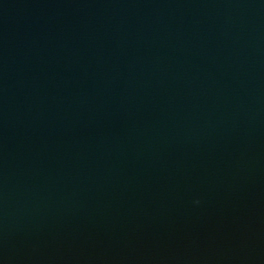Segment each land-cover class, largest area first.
<instances>
[{"label":"water","instance_id":"water-1","mask_svg":"<svg viewBox=\"0 0 264 264\" xmlns=\"http://www.w3.org/2000/svg\"><path fill=\"white\" fill-rule=\"evenodd\" d=\"M0 264H264V0H0Z\"/></svg>","mask_w":264,"mask_h":264}]
</instances>
